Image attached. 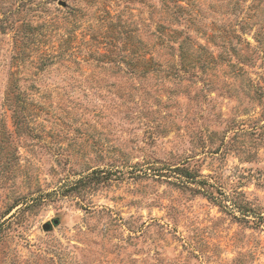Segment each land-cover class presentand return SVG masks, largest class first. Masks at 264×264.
Here are the masks:
<instances>
[{
  "label": "rangeland",
  "instance_id": "rangeland-1",
  "mask_svg": "<svg viewBox=\"0 0 264 264\" xmlns=\"http://www.w3.org/2000/svg\"><path fill=\"white\" fill-rule=\"evenodd\" d=\"M0 264H264V0H0Z\"/></svg>",
  "mask_w": 264,
  "mask_h": 264
},
{
  "label": "water",
  "instance_id": "water-1",
  "mask_svg": "<svg viewBox=\"0 0 264 264\" xmlns=\"http://www.w3.org/2000/svg\"><path fill=\"white\" fill-rule=\"evenodd\" d=\"M58 223H59L58 220H53V221H52V224H53L54 226H57ZM52 224H51V223H46V224H44V225L42 226V229H43L44 231L48 232V231L51 230Z\"/></svg>",
  "mask_w": 264,
  "mask_h": 264
},
{
  "label": "trees",
  "instance_id": "trees-1",
  "mask_svg": "<svg viewBox=\"0 0 264 264\" xmlns=\"http://www.w3.org/2000/svg\"><path fill=\"white\" fill-rule=\"evenodd\" d=\"M174 172L181 173V174H185L187 177L192 176L190 173H188V172H186L184 170H180L179 168H175L174 169Z\"/></svg>",
  "mask_w": 264,
  "mask_h": 264
}]
</instances>
